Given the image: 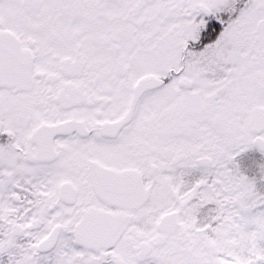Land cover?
I'll return each instance as SVG.
<instances>
[{
	"label": "snow or ice",
	"instance_id": "1",
	"mask_svg": "<svg viewBox=\"0 0 264 264\" xmlns=\"http://www.w3.org/2000/svg\"><path fill=\"white\" fill-rule=\"evenodd\" d=\"M0 264H264V0H0Z\"/></svg>",
	"mask_w": 264,
	"mask_h": 264
}]
</instances>
